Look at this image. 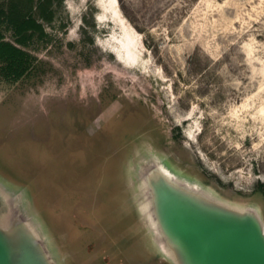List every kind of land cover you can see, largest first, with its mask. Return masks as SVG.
<instances>
[{
  "label": "rangeland",
  "instance_id": "374dc122",
  "mask_svg": "<svg viewBox=\"0 0 264 264\" xmlns=\"http://www.w3.org/2000/svg\"><path fill=\"white\" fill-rule=\"evenodd\" d=\"M51 10L29 71L0 73V175L31 191L63 264H169L136 209L145 150L264 221V0Z\"/></svg>",
  "mask_w": 264,
  "mask_h": 264
},
{
  "label": "water",
  "instance_id": "95a60500",
  "mask_svg": "<svg viewBox=\"0 0 264 264\" xmlns=\"http://www.w3.org/2000/svg\"><path fill=\"white\" fill-rule=\"evenodd\" d=\"M136 209L148 252L169 264H264L259 208L220 197L155 151L132 165ZM27 187L0 175V264H63Z\"/></svg>",
  "mask_w": 264,
  "mask_h": 264
},
{
  "label": "trees",
  "instance_id": "16d2710c",
  "mask_svg": "<svg viewBox=\"0 0 264 264\" xmlns=\"http://www.w3.org/2000/svg\"><path fill=\"white\" fill-rule=\"evenodd\" d=\"M51 5L52 0H0V73L6 80L17 81L29 71L24 48L45 38L42 22L52 20Z\"/></svg>",
  "mask_w": 264,
  "mask_h": 264
}]
</instances>
